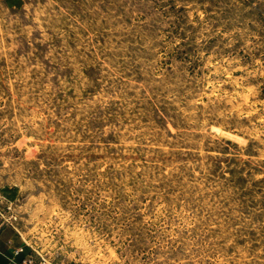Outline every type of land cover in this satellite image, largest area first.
Here are the masks:
<instances>
[{
	"label": "rangeland",
	"instance_id": "rangeland-1",
	"mask_svg": "<svg viewBox=\"0 0 264 264\" xmlns=\"http://www.w3.org/2000/svg\"><path fill=\"white\" fill-rule=\"evenodd\" d=\"M0 216L37 264H264V0H0Z\"/></svg>",
	"mask_w": 264,
	"mask_h": 264
},
{
	"label": "crops",
	"instance_id": "crops-1",
	"mask_svg": "<svg viewBox=\"0 0 264 264\" xmlns=\"http://www.w3.org/2000/svg\"><path fill=\"white\" fill-rule=\"evenodd\" d=\"M30 255L25 236L0 216V264H23Z\"/></svg>",
	"mask_w": 264,
	"mask_h": 264
},
{
	"label": "built area",
	"instance_id": "built-area-1",
	"mask_svg": "<svg viewBox=\"0 0 264 264\" xmlns=\"http://www.w3.org/2000/svg\"><path fill=\"white\" fill-rule=\"evenodd\" d=\"M23 264H37V263H35L32 258H28V259L24 260Z\"/></svg>",
	"mask_w": 264,
	"mask_h": 264
}]
</instances>
